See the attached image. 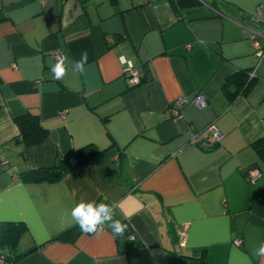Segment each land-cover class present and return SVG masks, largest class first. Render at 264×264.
Returning a JSON list of instances; mask_svg holds the SVG:
<instances>
[{"label":"crops","instance_id":"crops-1","mask_svg":"<svg viewBox=\"0 0 264 264\" xmlns=\"http://www.w3.org/2000/svg\"><path fill=\"white\" fill-rule=\"evenodd\" d=\"M179 1L189 0H0V224L23 225L15 264H264L253 255L264 242V160L253 147L264 137V58L251 44L252 32L264 36V0L176 11ZM55 52L69 58L63 80L51 73ZM122 59L141 70V85H130ZM237 73L255 81L231 100L223 88ZM200 94L206 107L169 114ZM26 115L48 132L42 145L20 142L16 120ZM212 126L220 142L208 150ZM88 146L101 155L62 180L21 181L75 166ZM251 170L261 173L255 183ZM81 201L114 205L123 235L105 227L55 241L77 225Z\"/></svg>","mask_w":264,"mask_h":264},{"label":"trees","instance_id":"trees-1","mask_svg":"<svg viewBox=\"0 0 264 264\" xmlns=\"http://www.w3.org/2000/svg\"><path fill=\"white\" fill-rule=\"evenodd\" d=\"M199 3L196 0L174 2L173 6L176 11L198 7ZM254 78L249 74L237 73L227 79L223 88L225 94L230 96L231 100L235 99L240 94L246 93L254 83ZM232 87H235V92H232ZM20 130V142L24 147H35L42 145L48 139V132L41 126L40 120L32 115H26L16 120ZM217 147L216 145L214 148ZM259 158L264 160V137L258 139L253 144ZM208 150H213L208 149ZM101 152L94 146H88L78 150L75 153L76 165L66 163L64 166H55L53 168L35 169L21 174L20 179L23 183H55L65 176L72 168L87 166L94 162ZM24 232L23 225L14 223L0 224V256L5 258V264H15L21 256H13L16 251L18 242ZM83 233L79 225H75L71 229L60 234L55 241L67 243L75 242Z\"/></svg>","mask_w":264,"mask_h":264},{"label":"clouds","instance_id":"clouds-1","mask_svg":"<svg viewBox=\"0 0 264 264\" xmlns=\"http://www.w3.org/2000/svg\"><path fill=\"white\" fill-rule=\"evenodd\" d=\"M88 54L84 51L79 61H70L73 66L74 73H82L87 63ZM69 58L62 56L57 63L51 68V73L55 80H63L67 73L66 61ZM116 209L114 205L96 201H81L71 209V217L85 234H98L110 228L114 235H123L127 225L119 219H114ZM253 255L256 257H264V242H261Z\"/></svg>","mask_w":264,"mask_h":264},{"label":"built area","instance_id":"built-area-1","mask_svg":"<svg viewBox=\"0 0 264 264\" xmlns=\"http://www.w3.org/2000/svg\"><path fill=\"white\" fill-rule=\"evenodd\" d=\"M256 21L258 24H260L262 26V28L264 30V3L260 4L256 8ZM260 37L264 38V36L261 33L252 32L251 33V44H252V47H253L255 53L257 54V56L260 59H263L264 58V47H261L259 44L258 39ZM62 56H65V55L61 52H55L53 55L54 62L57 63V61ZM122 64L124 67L123 68L124 75L128 79L130 85H132V86L141 85L143 82L141 70L134 67V65L131 62L127 61L126 59H122ZM250 77L254 78V73L250 74ZM190 104H193V105H196L200 108H203V107H206L208 105V102H207L205 96L200 94L193 99L184 98V99H180V100L176 101L170 107L168 112L172 116V118L179 119V118H181L182 110L184 109V107H186L187 105H190ZM209 130L211 132V136L207 140V142L203 143V145L201 144V146L208 148V149H212L215 145L219 144L220 135H219V132L217 131L216 127H214V126L210 127ZM260 176H261V173L258 170H251V171H248L246 173L247 179L250 180L252 183H255ZM178 235H179V239H180V245L184 246L186 239H187V236H188L187 229L184 228V229L180 230ZM234 244L237 247H240L242 245V241L241 240L235 241ZM0 264H5V258L3 256H0Z\"/></svg>","mask_w":264,"mask_h":264}]
</instances>
